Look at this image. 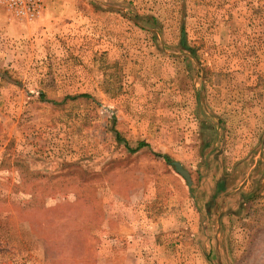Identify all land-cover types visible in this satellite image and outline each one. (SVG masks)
<instances>
[{"label": "rangeland", "instance_id": "rangeland-1", "mask_svg": "<svg viewBox=\"0 0 264 264\" xmlns=\"http://www.w3.org/2000/svg\"><path fill=\"white\" fill-rule=\"evenodd\" d=\"M43 1L33 21L0 3V264H124L138 208L190 203L211 238L237 234L226 264H264V193L240 217L233 192L208 197L240 172L218 113L264 132V0Z\"/></svg>", "mask_w": 264, "mask_h": 264}, {"label": "crops", "instance_id": "crops-1", "mask_svg": "<svg viewBox=\"0 0 264 264\" xmlns=\"http://www.w3.org/2000/svg\"><path fill=\"white\" fill-rule=\"evenodd\" d=\"M0 20L4 21V15L1 10ZM0 60H4V58H0ZM240 110L235 109L234 111H221L222 114L218 113L219 116L222 115L224 117V120L221 121L222 131L219 136V144L224 151H227L229 146L228 137L233 132L236 152L233 153L234 160L232 165L235 169L239 167L240 172L234 178V182L230 184H226L224 177H217L208 197L214 198L217 195H227L233 192L243 204L241 203L237 216L234 212L227 211L222 215L223 211L220 209L221 211L218 212L215 219V222H218L216 229L226 228L224 216L232 214L238 217L241 215L239 213H242V210L244 211L247 202L251 203V201L264 193V171L259 170V168L264 167V132L261 134L262 138L260 141H258L259 137L256 138V127L258 125L255 118L259 113L258 111ZM205 156L207 157V155ZM165 161L170 162L166 159ZM176 164L175 162V167ZM190 184L187 183V185ZM154 196H156V192ZM206 204L208 206L209 201L206 200ZM143 207L144 205L137 210L139 219L130 223L132 225L129 228H132V230L128 228L123 233L122 243L126 247L128 254L124 264H226L225 257L228 256V248L226 245L221 247V242L219 241L223 239L222 243L226 244V241L230 240L229 243L232 244L236 241L234 236H237V234L230 230L227 235L220 236L217 233L211 238L207 232L210 225L209 220H211L207 216L209 211H202L201 208H197L193 203H190L185 205V210L189 212L186 215V219L176 220L174 218L176 217V211L178 208L182 210V205L177 206L175 209H166L164 215L159 214L154 218H151ZM207 210H209V207ZM203 212H205L204 215L206 217ZM220 219H222V226L220 225ZM242 229L243 227H241ZM120 241L121 238H115L114 240L107 238L108 243ZM211 243H215L212 250L214 260L209 255V244ZM133 244H136L137 247H131ZM148 244L153 245L152 255H149L151 251L144 250L145 246H142ZM197 244L200 247L198 249H196ZM229 264L237 263L230 261Z\"/></svg>", "mask_w": 264, "mask_h": 264}, {"label": "built area", "instance_id": "built-area-1", "mask_svg": "<svg viewBox=\"0 0 264 264\" xmlns=\"http://www.w3.org/2000/svg\"><path fill=\"white\" fill-rule=\"evenodd\" d=\"M0 3L13 17L22 21L35 20L44 8L43 0H0Z\"/></svg>", "mask_w": 264, "mask_h": 264}, {"label": "water", "instance_id": "water-1", "mask_svg": "<svg viewBox=\"0 0 264 264\" xmlns=\"http://www.w3.org/2000/svg\"><path fill=\"white\" fill-rule=\"evenodd\" d=\"M177 172L187 181V183H191V178L186 169H184L179 163L176 164Z\"/></svg>", "mask_w": 264, "mask_h": 264}, {"label": "trees", "instance_id": "trees-1", "mask_svg": "<svg viewBox=\"0 0 264 264\" xmlns=\"http://www.w3.org/2000/svg\"><path fill=\"white\" fill-rule=\"evenodd\" d=\"M184 46V45H183ZM80 96H89V95H87V94H80ZM121 138V137H120ZM125 145H126V143H125ZM126 146H128V145H126ZM143 146H146V143L145 142H143V141H140V142H138L137 143V145L132 149V150H138V149H140L141 147H143ZM128 148V147H127ZM156 155H158V153H156ZM165 159H168L167 158V156H163Z\"/></svg>", "mask_w": 264, "mask_h": 264}]
</instances>
